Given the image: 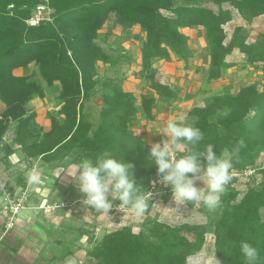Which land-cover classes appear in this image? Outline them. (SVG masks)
<instances>
[{
	"label": "trees",
	"instance_id": "trees-1",
	"mask_svg": "<svg viewBox=\"0 0 264 264\" xmlns=\"http://www.w3.org/2000/svg\"><path fill=\"white\" fill-rule=\"evenodd\" d=\"M40 1L0 0V100L5 105L0 115V143L10 122L15 121L18 124L14 141L46 163L74 149L93 153L89 158L96 161V154L108 149L110 156L134 165V179L142 193L144 186L158 177L157 166L149 158L150 145L130 125L138 112L150 121L155 120L158 101L177 100L176 89L154 78L152 91L142 94L138 105L132 93L114 85L103 97L102 120L94 135H90L93 124L83 115L85 100L99 84L98 63L115 62L98 43L99 32L112 15L119 26L139 25L145 32L141 50L143 67L152 69L154 76L157 74L154 63L158 60H189L192 50L185 29L194 26L206 29L208 80L220 79L232 66L227 57L235 49L245 55L249 65L262 68L264 75V34L249 43L246 28L238 26L226 43L228 35L224 29L233 20L231 10L224 8L225 3L251 22L264 14V0H191L193 5L178 7H174V0H49L55 10L54 22L30 28L25 20ZM202 1L212 2L218 6L217 11L200 6ZM164 11L173 15H165ZM41 37L48 40V45L34 47L31 41ZM32 63L39 65L48 87L55 81L61 83L59 98L63 104L59 115L63 122L52 117V129L43 135L41 142L30 144L35 138L31 131L35 114L28 113L26 105L35 96H45L44 86L31 74L17 75L15 70H27ZM188 116L190 121L186 123L204 133L199 144L201 150L213 144L219 155L223 148L231 149L244 139L246 147L241 150L239 160L233 161L232 168H244L264 148V90L256 84L234 94L215 95L205 106L188 111ZM1 148L3 162L9 164L14 149L8 143ZM175 155L178 158L183 152ZM166 190L171 193L170 186ZM228 190L221 197L224 207L207 211L212 216L208 223L173 227L156 220L144 221L139 233H133L128 226L106 234L88 252V257L95 259L96 264H188V257L202 250L206 234L213 233L221 264H246L241 241L256 247L258 264H264V220L260 215L264 208V186L249 189L236 204L231 202L238 192Z\"/></svg>",
	"mask_w": 264,
	"mask_h": 264
},
{
	"label": "rangeland",
	"instance_id": "rangeland-1",
	"mask_svg": "<svg viewBox=\"0 0 264 264\" xmlns=\"http://www.w3.org/2000/svg\"><path fill=\"white\" fill-rule=\"evenodd\" d=\"M187 5H193L192 1L174 0V7ZM199 5L208 7L215 11L218 9V6L210 1L199 2ZM9 7H11V5ZM224 8H229L233 15V20L224 26V29L228 35L226 43H228V41L231 39L235 28L238 26L246 28V37L248 38L249 43L255 42L260 35L264 34V14L254 18L251 22H246L238 13V11L231 7L228 3L224 4ZM163 13L168 16L173 15L168 11H164ZM113 16L114 15H112V17ZM113 25H111V27L106 26L107 29L105 28V31L99 32L98 43L112 57V59L115 60V62L112 64H104L102 62L98 63L97 77L99 78V84L90 94V97L84 102V118L93 124V130L91 131L90 135H94V130L97 129L102 120L100 112L102 108L105 107L103 97L113 90L114 85L120 87L124 92L132 93L135 103L139 105L141 95L151 92L152 82L154 80L157 81L152 69L144 70L142 57L140 58L141 60H137V56L135 55V50H137L136 48L142 50V43H137L133 37H130L131 40H133L132 43L134 44L126 48L124 46L126 43L122 40V37L125 36L123 30H121L119 34L115 28L112 29ZM185 32L190 37V48L192 51H194V57L192 58L191 56L190 58L198 59L197 61L192 60L190 64H192V62L197 63L198 61H203L205 64V59L209 58L206 29L203 27L194 26L185 29ZM175 60L179 61V59L174 58L166 62H172ZM236 60L238 66L232 70L226 69L222 77L217 79L214 87L209 88V92L206 95L199 96L194 100V104L191 106L192 108L205 106L215 95L237 93L241 88L250 84H256L260 90H264V75L262 68L247 65L248 63L246 62L245 55L244 57L240 55L236 58ZM168 65L166 68L164 67V69L166 74L169 76L167 85L172 87L173 82L170 78H176L175 74L178 72V68H172ZM20 70L21 68L15 70V73L22 75L26 73L31 74L34 80L39 81L44 86L45 91L47 84L41 76L38 64L32 63L29 65L27 70ZM176 82L178 81L176 80ZM213 89L215 90V95H213V91H211ZM200 102H204V104ZM62 104L63 101L59 98V95H55V97L52 99L48 97L46 93L44 97L35 96L27 103L26 108L28 113L35 114L31 125V131L33 132L35 138L30 141V144L34 141L41 142L43 135L52 129V117H56L60 122H63V118L59 115ZM4 109L5 106L0 100V115ZM186 117L187 120L185 122H189L190 117L188 116V113L186 114ZM145 121L147 123H145ZM162 121L165 124V121L167 120H165L164 117L160 118L158 119L157 124L154 123V120L150 121L146 119L141 112H138L130 125V129L136 135L146 140L151 146L153 143L159 142L163 139L161 129H163L164 124H160ZM45 122H47V126L44 124ZM17 124L18 123L15 121L10 122L9 129L4 135L2 144L8 143L14 149L13 153L9 156V164H5L16 167L14 172L18 173L17 175L19 177H24L26 179V174L33 168H35L37 171H42V168L46 167H50L53 170V174H49L50 176H48L50 179L51 177H54L53 175L56 174L57 170L59 171V169H62L65 172H61L63 175H69L72 171L73 165L78 164L83 159L89 158L93 155V153L83 149H74L73 151L62 155L57 159H54L50 163H46L41 158V156L33 155L30 150L22 148L21 145L14 141ZM105 153L110 155V151L105 149L99 151L96 154V157H103ZM38 173L40 175V172ZM231 176L232 180L228 184L226 192L224 193V195H227V192H229L228 188L234 189L238 192L231 204L239 203L249 189L263 188L264 148L260 149L259 154L252 163L247 164L242 169L232 168ZM54 178H56V176ZM158 179L159 177H154L150 184L144 186L143 193L145 191H151L153 196L148 201V211L141 218H136L126 207H121L118 209V205L120 203L118 200L113 201V208L108 214H102L97 212L95 209L83 204L84 197L79 192L76 182L70 176L65 178L60 176L59 179H57L56 184L53 183V185L49 186V193L51 192V196L55 195V199L59 198L57 200L58 203H53V206L50 205V207H55L59 204L61 206H67L68 208L73 209V213L75 214L74 218H76V221L73 223L76 227V235L81 237L82 235L87 234L86 238L84 236L83 237L85 240H87L88 252L98 245L106 234L112 231L130 226L133 233H139L143 227L142 224L144 221L156 220L175 227L185 223L191 225L205 224L211 220L212 216L206 214L209 210L204 207L202 203H189L186 206L176 205L172 199V194L166 190L168 186L166 187L161 185V183H157V185L155 184V186H153L152 181H157ZM40 181H42L41 175ZM0 182L5 181L0 180ZM49 182H52V180H49ZM152 186L155 190H153ZM197 186L204 187L203 183L199 181L197 182ZM58 191H60V194H58ZM69 192L72 193L71 197L75 196V199L71 200V202L66 200L67 195L70 194ZM41 202H44L43 208H49L47 197H44ZM41 202L40 204H36V206H38L37 208L42 207ZM220 206L224 207V204L221 203ZM221 209H219V211H221ZM260 215L262 220H264V208L260 210ZM66 221H68V219ZM188 236L190 239H193L192 234H189ZM215 240L216 237L213 233L206 234V240L202 250L194 255L189 256L188 264H214L212 260L214 256H216V258L219 260L215 247ZM86 264H96V260L90 258L86 261Z\"/></svg>",
	"mask_w": 264,
	"mask_h": 264
},
{
	"label": "clouds",
	"instance_id": "clouds-1",
	"mask_svg": "<svg viewBox=\"0 0 264 264\" xmlns=\"http://www.w3.org/2000/svg\"><path fill=\"white\" fill-rule=\"evenodd\" d=\"M179 120H168L162 129L163 139L150 146L149 158L157 166L159 183L170 186L172 199L176 205L202 203L209 211L221 205V197L232 180L233 161L239 160L240 152L246 147L243 138L229 149L225 147L217 154L213 144L199 148L204 133L198 127ZM177 151L183 155L177 156ZM134 165L122 159H116L105 153L103 157L85 158L72 166L70 177L76 182L83 195V204L102 214H108L113 208V201H119L118 209L126 207L136 218H141L148 211L151 191L141 192V187L134 179ZM59 177V175H58ZM29 186L40 183V175L33 168L26 174ZM204 187H198L197 182ZM157 181H152L153 186ZM206 185V187H205ZM4 184H0L3 191ZM240 250L246 264H258L259 250L250 243L241 241ZM214 264L221 261L214 256Z\"/></svg>",
	"mask_w": 264,
	"mask_h": 264
},
{
	"label": "crops",
	"instance_id": "crops-1",
	"mask_svg": "<svg viewBox=\"0 0 264 264\" xmlns=\"http://www.w3.org/2000/svg\"><path fill=\"white\" fill-rule=\"evenodd\" d=\"M111 25H113L112 29L115 28L119 34L123 30L126 37H122V40L126 43L124 44L126 48L134 44L130 37H133L137 43L142 44L146 39V34L141 30L139 25L133 28L121 27L115 21L114 16L109 18L100 32L105 31L106 26L111 27ZM136 49L135 55L137 56V60H141V50ZM239 54L244 57V54L239 52L238 49H235L232 54L228 55L227 61L232 63V66L228 70H232L238 66L236 58L240 56ZM193 57L194 51H192ZM192 60L197 61L198 59L190 58V61L188 60L189 62L184 60H175L172 62L158 60L154 64V67L156 66L155 68L157 69L156 79L163 84H167L169 78L164 67L166 68L168 64H171L168 66L178 68V72L175 74L176 78L170 79L173 82L172 87L176 88L179 95L177 100L158 101L154 123L158 124V119L163 117L167 121L179 120L180 117H184L186 121V114L192 108L191 106L194 104V100L199 96L206 95L209 92V88L214 87L217 80H208L210 57L205 59V64L203 61H198L197 63L192 62L190 64ZM61 89V83L55 81L52 86L45 88V93L53 99L55 95H59ZM211 91L215 95V90L213 89ZM200 103L204 104V102ZM167 121H165V124L163 121L160 124H164L165 126ZM145 123L147 122L145 121ZM44 124L47 126V122ZM3 156L4 150L0 148V180L7 183L12 193L16 192L20 194L26 191L29 196V201L26 203V208L19 214L16 225L11 229H7L6 227L8 218L0 214V264H86L89 257L87 240L84 237L86 238L87 234L81 237L76 235V227L73 224L76 218H74L75 214L73 213V209L59 204L58 206L50 207L53 203H58L57 200L59 198L55 199V195L51 196L49 186L53 185V183L56 184L60 176L65 178L69 177V175H63L61 172L64 171L59 169L53 175L57 179L54 177L50 179L48 176H50L49 174H53L52 168H42L43 172L38 171L40 172L42 181L39 184L29 186L24 177L22 179V177L17 175L18 173L14 172L16 167L6 165L3 162ZM49 180H52V182H49ZM23 182L25 183L22 184ZM69 193L66 200L71 202V200L75 199V196L71 197L72 193ZM58 194H60V191H58ZM44 197H47L49 208H37L38 206L36 204H40ZM3 199L4 197H2L0 192V205ZM67 219L68 221H66Z\"/></svg>",
	"mask_w": 264,
	"mask_h": 264
},
{
	"label": "built area",
	"instance_id": "built-area-1",
	"mask_svg": "<svg viewBox=\"0 0 264 264\" xmlns=\"http://www.w3.org/2000/svg\"><path fill=\"white\" fill-rule=\"evenodd\" d=\"M54 15L55 10L50 5L49 0H41L35 6L31 16L26 19L25 22L28 27L34 28L40 26L41 24L53 23ZM1 147L2 143H0V148ZM157 183H159V179L157 180ZM0 184H4L3 191H0L2 197H4L3 202L0 205V214L5 215L8 218L6 227L7 229H11L16 225L19 214L26 208V203L29 201V196L27 195L26 191L21 192L20 194L16 192L12 193L6 182H0ZM153 190H155L154 187ZM43 204L44 202H41L42 207ZM80 263H82V261Z\"/></svg>",
	"mask_w": 264,
	"mask_h": 264
},
{
	"label": "bare ground",
	"instance_id": "bare-ground-1",
	"mask_svg": "<svg viewBox=\"0 0 264 264\" xmlns=\"http://www.w3.org/2000/svg\"><path fill=\"white\" fill-rule=\"evenodd\" d=\"M32 45L37 48H42L48 45V40L44 37L31 41Z\"/></svg>",
	"mask_w": 264,
	"mask_h": 264
}]
</instances>
